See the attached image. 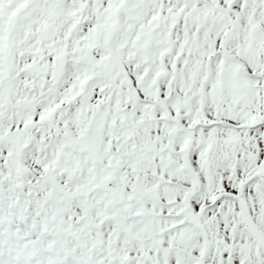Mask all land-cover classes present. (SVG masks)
Listing matches in <instances>:
<instances>
[{
    "label": "snow or ice",
    "instance_id": "1",
    "mask_svg": "<svg viewBox=\"0 0 264 264\" xmlns=\"http://www.w3.org/2000/svg\"><path fill=\"white\" fill-rule=\"evenodd\" d=\"M0 264H264V0H0Z\"/></svg>",
    "mask_w": 264,
    "mask_h": 264
}]
</instances>
